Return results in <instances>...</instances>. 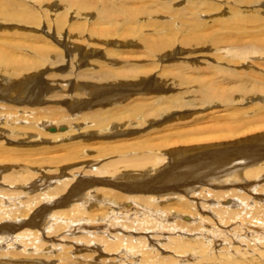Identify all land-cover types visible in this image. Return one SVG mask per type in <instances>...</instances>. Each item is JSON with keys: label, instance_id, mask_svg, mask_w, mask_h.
I'll use <instances>...</instances> for the list:
<instances>
[{"label": "bare ground", "instance_id": "bare-ground-1", "mask_svg": "<svg viewBox=\"0 0 264 264\" xmlns=\"http://www.w3.org/2000/svg\"><path fill=\"white\" fill-rule=\"evenodd\" d=\"M217 1L0 0V34L17 42L0 51V264H264V116L255 107L264 105V88L250 83L255 75L264 79V0ZM34 6L53 12L51 21L42 22ZM80 18L94 25L86 41L85 23L65 25ZM62 55L67 67L96 66V77L117 85L82 83L83 71L52 92L57 87L41 76L54 73L41 68ZM191 91L198 104L186 102ZM59 95L70 113L102 106L64 125L70 115L46 102ZM229 108L222 120L250 123L204 129L218 126ZM172 122L175 131L193 122L200 130L155 137ZM134 124L132 139L101 141L95 159L94 151H81L91 143L66 142L76 133H124ZM53 126L57 131L46 133ZM50 139L62 144L39 145ZM83 154L89 166L100 165L84 171L81 161L66 173ZM232 157L242 169L221 187H184L183 173L171 174L186 160L205 165Z\"/></svg>", "mask_w": 264, "mask_h": 264}, {"label": "rangeland", "instance_id": "rangeland-1", "mask_svg": "<svg viewBox=\"0 0 264 264\" xmlns=\"http://www.w3.org/2000/svg\"><path fill=\"white\" fill-rule=\"evenodd\" d=\"M15 3H18V1H20V0H13ZM208 1V0H207ZM218 3H220V1L218 0L217 1ZM28 3V2H27ZM208 3V2H207ZM29 4H30V2H29ZM27 5V4H26ZM31 5H37V4H31ZM37 7L36 6H34V9H35V12L37 11V12H39L38 14L40 15L39 16V18L42 20V22L44 21V22H50L51 21V19H52V17H50V14L51 13H53V12H42V11H40V9H36ZM63 11V10H62ZM60 12L59 11H57V14H59ZM45 14H47L46 16H45ZM43 17H44V19H43ZM67 18H69L68 16H67ZM68 21H66V23H65V25H66V27L68 28V26H69V23L70 24H72V23H76L77 22V24H86V26H85V28L84 29H86V31L85 32H83L84 34H83V40H85V38H84V35H86V32H88V29L90 28V26L91 27H94V25H92L90 22H88V21H84L83 19V21L81 20V18L78 20V19H74V20H70V19H67ZM71 22H70V21ZM81 20V21H80ZM89 20H91V22L92 21H94V19H92V18H90ZM74 21V22H73ZM13 22H11L10 23V27L11 26H17V25H14L15 23H13ZM41 25L43 26H45V25H49V24H46V23H41ZM96 27V26H95ZM89 33V32H88ZM5 34V33H4ZM12 34V33H11ZM11 34H8V35H1L0 34V36L1 37H3V40H6L7 42L6 43H3V41L1 40L0 41V51L1 50H4V49H7L8 47H10L11 45H14V44H17V42L16 41H13L12 39H14L15 38V36H13V34L11 35ZM6 36L9 38V39H6ZM73 38V40L72 41H74V42H76L75 41V39L77 40V38H75V36L73 35V34H71V36H70V38ZM80 40V39H79ZM88 40V39H87ZM86 41V40H85ZM100 48V47H99ZM102 48V47H101ZM63 50V49H62ZM97 50H98V52L99 53H101L102 52V49L100 50V49H98L97 48ZM139 52H140V50H139ZM142 52V51H141ZM74 53H77V52H74ZM139 55H141V54H139ZM138 55V56H139ZM134 57H135V55H133ZM61 57H63L64 59L63 60H61L62 58ZM60 58H58V60L60 61H56V59H55V62L53 63V65L51 64L52 62H46V63H44V65L42 66V68H41V70H45L46 68H48V66H49V68L50 69H48V70H50L51 71V73H54V75L53 76H55V77H51V75H49L48 76V74L47 73H49V72H47V71H45L46 72V74L43 72V75L41 76V78L43 77V80L42 81H45V83L47 84V85H49V86H55V87H57V88H55V89H53L52 90V92L53 91H55V90H58L59 89V87L61 88V85L66 81H69V80H72V79H76L74 76L75 75H78L77 74V72L79 73V72H83V71H86V74H87V76H85L84 77V79H83V77H81L80 78V82H82V83H86V84H93L94 86H96L97 88L99 87V86H104V85H108V86H111V87H113V85L115 86V85H117L116 83H114L115 81H111V82H109V83H111V84H109L108 83V81H107V83L106 82H103V80H102V77H96L94 74H97L98 72H96L97 71V67L95 66L94 68H92L93 70H86V69H90V65L89 66H86V65H82V66H80V67H78V65L80 64L79 62L77 63V64H75L76 65V67L75 66H73V68L72 67H67L68 66V64H66L67 63V60H68V58H65L63 55L61 56ZM94 58H97V57H94ZM105 58V57H104ZM67 59V60H66ZM106 59V58H105ZM100 60V61H99ZM63 61H65V62H63ZM89 62H94L93 60H91V59H89L88 60ZM97 61L98 62H100L101 63V61H104L103 60V58L101 59V58H98L97 59ZM188 61V60H187ZM192 61V60H191ZM49 64V65H46V64ZM61 63V64H60ZM103 63V62H102ZM92 64V63H91ZM105 64V63H104ZM158 64V63H157ZM159 65H160V63H159ZM262 65V64H261ZM45 66H47V67H45ZM54 67V68H53ZM63 67H66L65 69L63 68ZM262 67H264L263 65H262ZM67 68H70L71 70H68ZM100 68V67H99ZM105 69V68H104ZM62 70H63V72H62ZM72 71V72H71ZM157 71V70H156ZM60 72H62V73H60ZM56 73H58V74H56ZM72 73V74H71ZM67 74V75H66ZM46 75L48 76V77H46ZM73 75V76H72ZM91 75H94V76H91ZM59 76V77H58ZM69 76V77H68ZM205 76V75H204ZM64 77V78H63ZM70 78V79H69ZM58 79V80H57ZM62 79V80H61ZM255 80H252V81H250V83H251V85H252V87L253 86H255V87H258V88H264V79L261 77V75H255V78H254ZM56 80V81H55ZM61 80V81H60ZM65 80V81H64ZM101 80H102V82H101ZM159 82H160V84L162 85V81L161 80H159ZM55 83V84H54ZM56 84H58L59 86H56ZM116 87H118V86H116ZM224 87H229V85L228 84H226V85H224ZM251 87V88H252ZM165 88V87H164ZM178 90V89H177ZM256 91H259V89H256ZM104 93V95H101V97L100 98H105L103 101L105 102L106 100H108V101H110V99L112 98V94H108L107 92H103ZM137 94H140V93H137ZM54 95V94H53ZM114 95V94H113ZM117 95V94H116ZM50 96H52V95H49V97ZM59 96H61V95H59ZM59 96H57V97H55L54 99H47V103H48V105L49 104H56V105H58V106H56V107H58V108H60L61 109V111L63 112V111H66L67 113H68V115H70V116H68L67 117V119L66 118H63V117H60V118H63V119H61V120H65V124L64 125H66V123L68 124V122L69 121H75V120H78L79 118H80V116H83V115H81V114H83V112H82V110L84 111V109H81V110H78V112L80 113H78V114H74V113H70V112H68L67 110H68V108H66L65 106H63V105H61V102H59V101H62L65 97H63L62 98V96L61 97H59ZM98 95H95V97H97ZM189 98H188V97ZM188 98L187 100H186V102L191 98V100L193 99V100H195L196 101V103L195 104H198L197 102H198V100H196L195 98H197V99H201V97H200V95L198 94V93H195L194 91H191V92H189V93H187V95L185 96V98ZM85 98V97H84ZM87 98V97H86ZM248 99V98H247ZM52 100V101H51ZM100 100V99H99ZM99 100H96V102L97 101H99ZM48 101H50V102H48ZM89 101H92V99L91 98H89ZM143 101H145V100H143ZM55 102H57V103H55ZM104 102H102L101 104H103V105H106V103H104ZM184 102H185V100H184ZM47 104H43V105H39V106H37V105H34L33 107H35L36 108V106L37 107H46V106H48ZM52 105H49V106H52ZM53 105V106H54ZM95 106H92V107H90V109H88L89 108V106L87 107V109H86V111H84V113L85 112H94L96 109H99L98 107H101L102 105H98V104H94ZM243 105H245V103H243ZM98 106V107H97ZM233 107H235V106H233ZM255 107H258L257 109H256V112L258 113L257 114V116L258 115H260V114H262L263 116H264V105H259V106H255ZM247 108H249L250 109V111H252V106H250V107H247ZM65 109V110H64ZM188 109V108H187ZM231 108H229V110H223V112L220 114L221 116L218 118L219 120H218V126H214V127H212L211 128V126H210V124L209 123H203L204 125H202V126H205V128L204 129H217L218 127H219V129H224L226 126H230V127H238V125H240V124H248V123H250V119H248V118H245V119H243V120H240V118H238V119H235L236 121H237V123L236 124H231V121H227V120H222V117L224 116V115H227V114H231L232 113V111L230 110ZM242 109H244V108H242ZM101 110V109H100ZM196 110V109H195ZM102 111V110H101ZM174 111H176V110H174ZM176 112H184V111H181V110H178V111H176ZM176 112H174L175 114H176ZM187 112V111H186ZM193 112H199V111H193ZM71 116H72V118H71ZM172 117H173V119H172ZM74 118V119H73ZM171 119H172V121H174V118H175V116H171L170 117ZM59 119V118H58ZM70 119V120H69ZM240 120V121H239ZM171 122V121H170ZM199 122V121H198ZM198 122H193V123H191L190 125H186L185 127H182L181 129H179V130H176L175 131V129L173 128L174 127V125H173V122L167 127V128H165L164 130H162L161 132H159L157 135H155V137H162V136H164V137H167V136H170V135H178V134H181V135H184V134H189V135H192V134H194V132H196L197 130H200V126H198ZM135 126L134 127H132L133 129H130V130H128V131H126V132H124L125 133V135H123L124 133H117L116 131L113 133V134H111V135H106V137H104V138H99L98 136H95V134H93V133H91L90 135H87V134H77L76 133V135H72L71 136V138H68V139H66L67 141V143L68 142H73V141H77V140H85V142H87V143H91L92 144V147L94 148H90L89 146L88 147H86V149H84V148H82V152H93L94 150H96V149H98V147L97 146H99V145H101V141H110V142H112L110 139H121V138H127V139H132V133L134 134L135 132H137V131H135V130H137V129H139V127H137L138 125L137 124H134ZM133 126V125H132ZM60 128V127H59ZM62 128V127H61ZM131 128V127H130ZM66 128L65 127H63V130H60V129H58L60 132H63L64 130H65ZM57 130H56V128L53 126V127H49L48 129H46V133H49V134H52V132L53 133H55ZM129 133V135H127L128 133ZM225 134V132L224 131H222V132H220L219 131V134L218 135H220V136H223ZM91 136V137H90ZM119 136V137H118ZM98 137V138H97ZM76 138V139H75ZM86 138H88V139H86ZM1 139V138H0ZM74 139V140H73ZM95 139V140H94ZM1 140H3V139H1ZM53 140V139H52ZM52 140L50 139V141L51 142H49V143H45V144H39V145H44V146H46V147H48V146H50V147H53V145L55 146V145H61L62 143L61 142H59L58 140L59 139H57V140H54L55 141V143H52ZM97 140V141H96ZM6 141V140H5ZM53 141V142H54ZM6 142H8V141H6ZM200 145L201 144H203V143H199ZM199 144H197V146H199ZM34 145H36V144H34ZM57 145V146H58ZM186 146H189V147H196V144H189V145H186ZM86 150V151H84V150ZM88 149V150H87ZM92 150V151H91ZM98 151V150H97ZM132 152V150H129V152L128 151H126L125 153L123 152V154H125L126 156L128 155V156H130L129 154ZM49 152L50 153H54L55 152V149H51V150H49ZM87 152V154L89 155L90 153H88ZM95 153V154H94ZM96 151H94L93 153H91L90 155L93 157V159H95L96 157H94L95 155H96ZM129 153V154H128ZM87 154H83L82 156L83 157H85ZM217 154H223L222 152H217ZM85 155V156H84ZM88 155L85 157V159L83 158V157H81V158H79V159H76V161L75 162H73L72 163V161H66L65 162V164H73V165H71V166H69L68 168H69V170H67L66 171V173L68 172V171H73V172H75V171H77V170H79L83 165V167H85L84 168V171H91L92 170V168H97L100 164H98V163H96V160H94V164H90V166H89V163H90V161H92V159L89 157L88 158ZM131 155H132V153H131ZM5 156H7V155H5ZM115 156V155H114ZM113 156V157H114ZM112 157V158H113ZM225 157H227V156H225ZM87 158V159H86ZM112 158H109V159H111V160H115V159H112ZM230 158V157H229ZM197 159H199V158H197ZM226 159V158H225ZM79 161V162H78ZM81 161H82V164H81ZM85 161V162H84ZM104 161H106L105 159H104ZM191 161V163H189ZM179 162V161H178ZM241 159H235L234 157H232L231 159H230V162L228 163L226 160H222V161H219V159L217 160H215L214 161V159H212V162H210L209 161V163L208 164H205V165H202V164H196L197 163V160H193V159H190V160H186L185 162H179V163H176L177 165L179 164V169H177L176 171H174V173L172 172L171 174H172V176H174V174H176V173H178V172H180V173H183V175H179L180 177H178V181L179 182H181V183H179V184H184V185H182V186H184V187H189V188H191V186L193 185L194 187H196L197 186V184L201 181V182H204L203 183V185H210V183H211V185H215V186H219V187H221V186H224L225 184L224 183H228L227 181H232V180H234V179H231L230 177L232 176L233 177V173H232V175L230 174V172H232V171H234V170H236V169H242V166H241ZM40 163V165H41V162H39ZM84 163H86V164H84ZM87 163H88V165H87ZM237 163H239V164H237ZM76 164V167L77 168H79V169H77L74 165ZM184 164V165H183ZM190 165V166H189ZM197 165V166H196ZM231 165V166H230ZM261 165H263L264 166V163H262ZM181 166V167H180ZM235 166V167H234ZM238 166V167H237ZM41 167H42V165H41ZM76 170H75V169ZM199 168V169H198ZM72 169H74V170H72ZM238 169V170H239ZM83 171V172H84ZM7 172H9V171H7ZM34 172H35V170H34ZM202 172V173H201ZM205 172V173H204ZM36 173H40V172H37L36 171ZM70 173V172H69ZM48 174V173H47ZM235 174V173H234ZM51 175V176H50ZM207 175V176H206ZM231 175V176H230ZM48 176H50V177H53V175L49 172V175ZM82 176V175H81ZM182 176V177H181ZM224 176V177H223ZM208 177H211V179L210 178H208ZM69 177H67V179H68ZM196 178V179H195ZM225 178V179H224ZM228 179V180H227ZM61 180H63V178L61 179ZM219 182V184L217 183V182ZM222 182V183H221ZM230 183V182H229ZM173 184H175V183H173ZM222 184V185H221ZM201 185V184H200ZM202 185V186H203ZM183 187V188H184ZM207 187V186H206ZM218 187V188H219ZM182 188V187H181ZM217 188V187H216ZM230 189L231 190H233L234 189V187H230ZM90 189H87V192L89 191ZM217 190V189H216ZM221 190H223V188L221 189ZM235 190V189H234ZM46 191V190H45ZM45 191H43V192H45ZM48 193H51V192H49L48 191ZM126 196H128V195H126ZM22 197V196H21ZM23 198V197H22ZM76 201V200H75ZM127 207L129 206V204H127L126 205ZM51 213H55V212H51ZM50 213V214H51ZM47 225H49V224H47ZM48 226H46V228H47ZM54 228V227H53ZM54 229H52V230H50L49 231V235H52L53 237L54 236H57V235H54L55 234V232L56 231H53ZM45 232H47V231H44V233ZM52 237V238H53ZM45 238H46V236L44 235V234H41V237H40V239L38 240L39 242H45L44 240H45ZM67 241V240H66ZM70 241H68V243L66 242V244L68 245V247H72L73 246V244H71V242L69 243ZM74 247V246H73ZM84 249V248H83ZM84 251H86V250H83V251H80L79 253H77V254H82ZM75 252H77V251H75ZM66 264H69V263H66ZM70 264H83V262H81V260L80 261H78V260H72L71 262H70ZM85 264V263H84Z\"/></svg>", "mask_w": 264, "mask_h": 264}]
</instances>
